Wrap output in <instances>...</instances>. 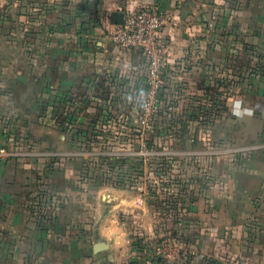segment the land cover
Wrapping results in <instances>:
<instances>
[{
    "label": "crops",
    "instance_id": "0c3cea01",
    "mask_svg": "<svg viewBox=\"0 0 264 264\" xmlns=\"http://www.w3.org/2000/svg\"><path fill=\"white\" fill-rule=\"evenodd\" d=\"M229 1L0 0V94L8 95L0 109H27L36 93L39 109H51L44 101L55 94V109H81L85 118L132 107L144 88V55L111 40L109 15L156 5L167 17L161 34L168 68L159 101L176 102L174 108L187 113L195 103L227 116L214 124L215 136L230 142L226 151L240 162L232 166L225 207L215 198V215L249 222L243 248L264 264V135L254 110L255 102L264 103V0ZM216 30L226 36L216 37ZM233 99L242 101L240 115L233 114ZM43 120L50 125L47 116ZM54 124L70 125L62 115ZM29 155L11 150L8 130L0 125V264L151 263L147 247L120 218L127 209L146 210L148 200L126 192L96 195L88 182L80 193L73 184L64 189L63 174L72 171L54 167L62 176L49 177L53 168ZM243 248L231 251L237 255Z\"/></svg>",
    "mask_w": 264,
    "mask_h": 264
},
{
    "label": "rangeland",
    "instance_id": "374dc122",
    "mask_svg": "<svg viewBox=\"0 0 264 264\" xmlns=\"http://www.w3.org/2000/svg\"><path fill=\"white\" fill-rule=\"evenodd\" d=\"M216 31V37L226 36ZM244 32L235 31L234 36L245 37ZM37 95L27 109H0V125L8 130L12 151L31 153L29 157L42 159L40 164L53 170L72 171L70 176L63 174L64 189L73 184L80 193L88 182L96 195L110 191L117 197L126 192L148 200L146 210L143 206L127 209L120 218L133 238L155 249L154 254L164 257L166 264H244L253 257L243 248L249 244V222L231 223L215 215L219 205L215 198L224 208L231 196L232 166L240 162L226 151L230 142L215 136L214 124L227 116L195 103L187 113L174 108L176 102L165 104L142 92L132 107L101 109L86 119L81 109L61 110V104L55 109V94H48L44 101L51 109H39ZM7 96L0 94L1 103ZM57 115L70 125L56 126ZM46 116L50 125L43 123ZM80 128L85 132L78 135ZM59 171L48 176L60 180ZM231 248L243 250L236 255ZM257 261L253 257L251 262Z\"/></svg>",
    "mask_w": 264,
    "mask_h": 264
},
{
    "label": "built area",
    "instance_id": "2783aa9c",
    "mask_svg": "<svg viewBox=\"0 0 264 264\" xmlns=\"http://www.w3.org/2000/svg\"><path fill=\"white\" fill-rule=\"evenodd\" d=\"M166 23L167 17L156 5H147L125 12L123 23L113 24V29L110 31V38L114 43L142 51L147 69L145 90L142 92L154 95V99L157 100L164 90L168 68L165 58L167 42L161 34V29ZM155 107L156 104L154 110ZM145 108H147L146 103ZM254 110L262 120L264 131V103L255 102Z\"/></svg>",
    "mask_w": 264,
    "mask_h": 264
},
{
    "label": "trees",
    "instance_id": "16d2710c",
    "mask_svg": "<svg viewBox=\"0 0 264 264\" xmlns=\"http://www.w3.org/2000/svg\"><path fill=\"white\" fill-rule=\"evenodd\" d=\"M144 81H145V80H144ZM143 87H144L143 90H145V84H144ZM161 94H162V93L159 94V97H158V98H160ZM102 111H105V109H104V110L102 109ZM109 111H110V110H109ZM105 112H106V111H105ZM103 114H104V113H103ZM82 131L85 132V130H83L82 128H80V129H78V130L76 131V134L79 135ZM143 246H144V245H143ZM140 248H141V244H140V242L138 241V248L135 247V249H136L137 251H140ZM147 252L149 253V260H150V262H151L150 264H166V259H165L164 257L160 256V255L152 254V252H154L152 249L147 248Z\"/></svg>",
    "mask_w": 264,
    "mask_h": 264
},
{
    "label": "water",
    "instance_id": "95a60500",
    "mask_svg": "<svg viewBox=\"0 0 264 264\" xmlns=\"http://www.w3.org/2000/svg\"><path fill=\"white\" fill-rule=\"evenodd\" d=\"M109 21L112 24H121V23H123V21H124V12L112 11L110 13V15H109Z\"/></svg>",
    "mask_w": 264,
    "mask_h": 264
},
{
    "label": "clouds",
    "instance_id": "9594fccd",
    "mask_svg": "<svg viewBox=\"0 0 264 264\" xmlns=\"http://www.w3.org/2000/svg\"><path fill=\"white\" fill-rule=\"evenodd\" d=\"M241 107H242V101L239 99H233L232 101V108H233V114L234 115H240L241 114ZM244 111H248V110H244ZM248 114H251L250 111L248 112Z\"/></svg>",
    "mask_w": 264,
    "mask_h": 264
}]
</instances>
